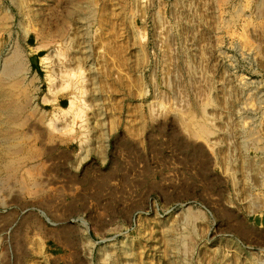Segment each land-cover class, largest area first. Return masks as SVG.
<instances>
[{"label": "rangeland", "instance_id": "rangeland-1", "mask_svg": "<svg viewBox=\"0 0 264 264\" xmlns=\"http://www.w3.org/2000/svg\"><path fill=\"white\" fill-rule=\"evenodd\" d=\"M263 203L264 0H0V264H264Z\"/></svg>", "mask_w": 264, "mask_h": 264}, {"label": "bare ground", "instance_id": "bare-ground-1", "mask_svg": "<svg viewBox=\"0 0 264 264\" xmlns=\"http://www.w3.org/2000/svg\"><path fill=\"white\" fill-rule=\"evenodd\" d=\"M74 105H75V103H74V101L73 100H70L69 101V106H68V108H66V109H61V112H62V114L63 115H67V114H69V113H71V112H74L75 110H74ZM74 119V118H73ZM73 125H74V123H72V125H67L65 128H59V127H56L55 126V131L57 132V133H60V134H63V130L65 129V130H72L73 129ZM54 126V125H53ZM69 130V132H71ZM213 134V132H212V129L209 127V126H207V124L205 123H203L201 126H199V127H197V126H194V128H191V129H189V135H190V137L191 138H194V139H196V138H200V139H203V140H205L206 142L209 140V138H210V136ZM260 207H263L264 208V203L262 204V205H260V204H258V205H256V208L258 209V208H260ZM82 225H85V222L82 220V219H79L78 220ZM134 253H135V251H134Z\"/></svg>", "mask_w": 264, "mask_h": 264}]
</instances>
